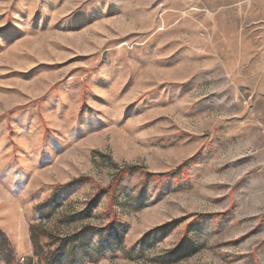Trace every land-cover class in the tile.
Instances as JSON below:
<instances>
[{"label": "rangeland", "instance_id": "374dc122", "mask_svg": "<svg viewBox=\"0 0 264 264\" xmlns=\"http://www.w3.org/2000/svg\"><path fill=\"white\" fill-rule=\"evenodd\" d=\"M85 230V264H264V0H0V264Z\"/></svg>", "mask_w": 264, "mask_h": 264}, {"label": "trees", "instance_id": "16d2710c", "mask_svg": "<svg viewBox=\"0 0 264 264\" xmlns=\"http://www.w3.org/2000/svg\"><path fill=\"white\" fill-rule=\"evenodd\" d=\"M82 232L78 237L65 240L62 244H58V248L50 255L46 264H85L87 260L94 261V252L92 239H88V230ZM0 235L7 246L12 250V246L6 235L0 231ZM79 239V240H78ZM78 240V241H77Z\"/></svg>", "mask_w": 264, "mask_h": 264}]
</instances>
